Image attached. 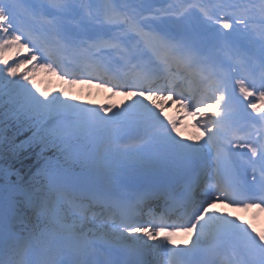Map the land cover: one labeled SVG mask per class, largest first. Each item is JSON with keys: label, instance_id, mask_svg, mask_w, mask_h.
<instances>
[{"label": "snow or ice", "instance_id": "snow-or-ice-1", "mask_svg": "<svg viewBox=\"0 0 264 264\" xmlns=\"http://www.w3.org/2000/svg\"><path fill=\"white\" fill-rule=\"evenodd\" d=\"M261 105L264 0H0V264H264Z\"/></svg>", "mask_w": 264, "mask_h": 264}, {"label": "bare ground", "instance_id": "bare-ground-1", "mask_svg": "<svg viewBox=\"0 0 264 264\" xmlns=\"http://www.w3.org/2000/svg\"><path fill=\"white\" fill-rule=\"evenodd\" d=\"M23 53H22V58H23ZM31 65H28L26 66V68H30ZM38 74L40 75V70L37 71ZM43 76V74L41 75ZM50 79L53 80L55 86H59L63 83V81L56 77L54 75V77L51 75L50 76ZM42 81L45 83V84H48V78H45V79H42ZM67 86V84H64ZM71 85L72 88H76V87H79L80 83H76V84H69ZM77 92L79 93V88L77 89ZM90 95H86L85 96V99H95L97 97H99V100L101 103H104L106 102L105 104L109 105V106H113V105H116V104H120V105H123L126 101H128V97L127 96H124V95H120V94H113L112 92H109L105 89H103L102 87H96V86H93L91 91L89 92ZM111 104V105H110ZM167 109V111H165ZM164 117H171L172 119H176L179 121V128H180V131L183 133V138H187L191 135H193L195 133V129H194V133H193V130H192V124L194 123L193 119L191 117H186L184 116V113L182 110H180L178 108L177 105H171V106H168L167 104L165 105V108H164ZM192 133L191 135H189V133ZM226 212H230L234 217H241V215L243 214V208H231L229 209L228 211ZM259 212H260V218L262 219L263 223H264V211H261L259 209Z\"/></svg>", "mask_w": 264, "mask_h": 264}, {"label": "rangeland", "instance_id": "rangeland-1", "mask_svg": "<svg viewBox=\"0 0 264 264\" xmlns=\"http://www.w3.org/2000/svg\"><path fill=\"white\" fill-rule=\"evenodd\" d=\"M17 59H20V57H15V56H12L11 58H10V60H9V62L10 63H13L15 60H17ZM26 66H21V68H20V70H19V72L20 73H23V72H25L26 71ZM48 74H43V76H41L42 74L40 73V75L38 74V72H36L35 73V81H36V84H37V86L40 88L41 87V85L42 84H45L43 81H42V79H45V78H48L49 79V77H50V74H52L51 72H47ZM45 85H47V92H49L51 95H58V94H60L63 90H65L66 91V89L63 87V86H60V89L57 87V86H55V84L53 83V80H48V84H45ZM58 89H59V91H58ZM67 92V91H66ZM68 93H69V95L70 96H72V97H77L78 98V100H79V102L80 103H85V102H89V101H87V99H84L85 98V96L86 95H90L88 92L86 93L85 92V94H75V91H72V92H70L69 90H68ZM83 99V100H82ZM90 100H92V99H90ZM92 103V102H91ZM194 128V127H193ZM190 135L192 134V133H189Z\"/></svg>", "mask_w": 264, "mask_h": 264}]
</instances>
